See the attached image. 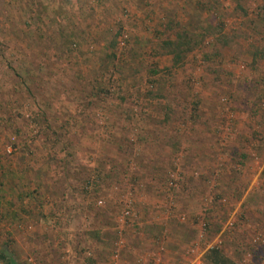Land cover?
Masks as SVG:
<instances>
[{
  "label": "rangeland",
  "instance_id": "374dc122",
  "mask_svg": "<svg viewBox=\"0 0 264 264\" xmlns=\"http://www.w3.org/2000/svg\"><path fill=\"white\" fill-rule=\"evenodd\" d=\"M0 168L17 264H264V0H0Z\"/></svg>",
  "mask_w": 264,
  "mask_h": 264
},
{
  "label": "trees",
  "instance_id": "16d2710c",
  "mask_svg": "<svg viewBox=\"0 0 264 264\" xmlns=\"http://www.w3.org/2000/svg\"><path fill=\"white\" fill-rule=\"evenodd\" d=\"M193 19L194 21H190L189 19V21L183 23L180 29L171 28L169 36L165 39H162L159 44V48L162 50V52L172 56L175 65L182 61L183 58L189 52L194 50V48L200 43L195 30L200 22L198 21L196 16H194ZM194 24L196 25V27L192 26ZM170 25L171 22L169 20L168 26L171 27ZM63 44H65V42H63ZM67 44L68 43H66V46ZM4 175L7 178L6 172H3V176ZM0 260L5 264H17L9 253L6 245L0 248ZM207 261L210 264H233L229 258L225 257V255L221 253L218 247H212L208 250Z\"/></svg>",
  "mask_w": 264,
  "mask_h": 264
},
{
  "label": "built area",
  "instance_id": "2783aa9c",
  "mask_svg": "<svg viewBox=\"0 0 264 264\" xmlns=\"http://www.w3.org/2000/svg\"><path fill=\"white\" fill-rule=\"evenodd\" d=\"M115 256V258H117L118 257V254H115L114 255ZM106 264H117V261L116 260H112V262H110V263H106ZM197 264H202L201 262H198Z\"/></svg>",
  "mask_w": 264,
  "mask_h": 264
}]
</instances>
